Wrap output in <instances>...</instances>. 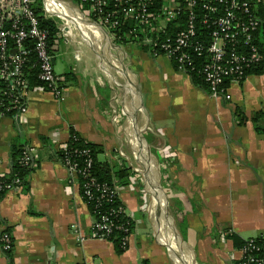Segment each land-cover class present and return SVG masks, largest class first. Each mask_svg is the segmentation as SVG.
Returning a JSON list of instances; mask_svg holds the SVG:
<instances>
[{
  "label": "crops",
  "instance_id": "obj_1",
  "mask_svg": "<svg viewBox=\"0 0 264 264\" xmlns=\"http://www.w3.org/2000/svg\"><path fill=\"white\" fill-rule=\"evenodd\" d=\"M77 15L60 18L54 69L66 53L55 72L72 76L60 98L31 89L19 120L0 117V175L9 172V146L20 132L37 162L29 192L16 187L0 201V232L8 227L13 238L12 261L0 250V264H236L241 253L230 235L264 238V130L253 121L264 112V70L230 85L227 103L246 118L238 125L224 100L194 86L167 57ZM71 128L104 148L100 160L125 162L149 182L154 168L170 187L167 208L164 191L149 189L163 218L142 206L138 192L120 189L135 219L122 253L92 236L78 180L54 157ZM159 144L178 159L162 161Z\"/></svg>",
  "mask_w": 264,
  "mask_h": 264
},
{
  "label": "built area",
  "instance_id": "obj_2",
  "mask_svg": "<svg viewBox=\"0 0 264 264\" xmlns=\"http://www.w3.org/2000/svg\"><path fill=\"white\" fill-rule=\"evenodd\" d=\"M76 5L84 19L108 29L115 39L121 38L142 48L151 45L152 56L167 57L181 72L186 73L187 68H193L195 58L204 56L205 62L199 71L212 98L229 101L231 83L242 82L247 76L246 70L263 58L251 36L260 20L251 14V4L247 0H77ZM38 9H42V5L37 0H0V79L8 82L5 88H0V93L11 96L7 105L0 103V117L10 110L17 111L16 117L23 112L29 91L28 69H36L37 79L44 84L33 89L45 91L46 87L56 99L64 91L65 87L59 83L63 77L56 74L53 63L60 28H56L52 40L49 31L41 25ZM127 23L131 28L117 36L116 31ZM197 25L208 30L207 40L203 37L196 41ZM241 46H247L248 50L240 51ZM66 147L67 142H64L58 148ZM163 147L160 153L164 162L177 158L174 149ZM62 166L71 178L78 180L80 176L83 179L81 198H85L86 204L93 198L91 189L99 193L98 201L119 198L120 189L97 183L91 175L89 157L83 168L68 160ZM128 179L127 188L139 192V200L144 203L140 194L144 190L136 187L142 183L139 171L131 167ZM112 212L130 215L122 203ZM112 226L107 216L102 215L98 221H93L92 236L106 239ZM124 231L128 232V229L124 228ZM130 235L122 239L123 246H128ZM1 239L4 248L10 247V235L2 234ZM245 241V246L239 249L241 264H264L263 258L247 254L259 250L255 238Z\"/></svg>",
  "mask_w": 264,
  "mask_h": 264
},
{
  "label": "trees",
  "instance_id": "obj_3",
  "mask_svg": "<svg viewBox=\"0 0 264 264\" xmlns=\"http://www.w3.org/2000/svg\"><path fill=\"white\" fill-rule=\"evenodd\" d=\"M77 3V0H73ZM251 4V14L260 20L257 28L252 31V42L256 46L257 52L260 53L263 58L258 62L254 67L247 69L246 74H261L264 70V4L260 0H247ZM39 2V1H38ZM41 4V2H39ZM39 13V17L41 19V25L45 27L49 31V37L53 40L56 32V25L52 20L46 19L43 16V12L41 9L37 11ZM131 28V25L127 23L123 25L119 30L116 31V35H121L124 31ZM198 32L196 36V41H200L201 39H206L208 37V30L203 29L200 25H197ZM140 38H138L139 40ZM119 41L126 42L127 40L118 39ZM137 41V39L135 40ZM145 51H147L150 55L153 54V47L151 45H143ZM239 48V47H238ZM245 48V52L248 50V47H240L241 51ZM205 62V57H197L193 62V68H187L186 73L190 81L194 86L199 88L200 90L209 93L207 88V84L203 79L199 68ZM174 67L176 65L172 62ZM177 69V68H176ZM27 72V81H28V89H33L34 86H44V84L37 79V70L36 69H28ZM71 73H67L63 76V81L59 82L60 86L66 85L69 79L72 78ZM8 82L0 79V88H5ZM45 91L47 88L45 87ZM225 101V104L230 108L231 112H233L234 119L238 125H241L245 121L244 113L237 107L232 106L227 103L228 101L224 98H220ZM11 100L10 94L2 95L0 93V103L7 105ZM2 109V108H1ZM17 111L10 110L4 112V116H8L11 118H16ZM253 121L256 123L255 129L258 132H262L264 130L263 124L261 121H264V112H257L253 118ZM82 151H87L86 154H80ZM104 148L101 145L95 144L86 140L81 134H79L73 128L70 129L69 138L67 140L66 149L57 148L54 150V157L58 159L61 164H64L66 160L71 163H78V168H83L86 162V159L89 157L91 159V166L89 168V172L96 179L97 183L106 184L111 188L121 189L126 188L129 184V175L131 172V167L127 163H123L122 166L115 163L112 158H106L100 160L99 155L103 154ZM26 158V160H24ZM9 172L5 175H0V201L3 199L5 194L9 191V189L22 187L24 192H29L30 183L29 178L31 173L35 169V165L37 162L35 158L30 153L29 145L22 134L20 132L16 138L12 140L9 146ZM18 181V182H16ZM83 179L78 177V185H79V193L82 196V189L80 187V183H82ZM93 192V198L87 200V208L90 211L94 220L98 221L102 215H106L108 220L113 223V226L110 228L109 233L106 235V239L110 241L116 250L117 253H122L127 246H123L122 239L124 237L129 236L132 233L135 227V219L127 214H120L116 212H112L116 209L122 202L120 198H112L111 200L101 199L97 200V196L99 193L95 189H91ZM85 202V198H82ZM0 222L2 219L0 218ZM182 227L181 231H185L184 222L181 221ZM118 226H122V228H118ZM124 228L128 229V232L124 231ZM2 234L10 235V247L4 248V241L1 239ZM230 239L233 241L234 247L238 249H242L246 241L237 237L236 235H230ZM255 244L259 246V250H252L251 252H247L248 255L254 257H260L264 259V239L263 237H256ZM12 248H13V238L10 234V229L7 227L0 232V250L9 260L12 261ZM242 261L237 262L236 264H241ZM255 264V263H251Z\"/></svg>",
  "mask_w": 264,
  "mask_h": 264
},
{
  "label": "rangeland",
  "instance_id": "obj_4",
  "mask_svg": "<svg viewBox=\"0 0 264 264\" xmlns=\"http://www.w3.org/2000/svg\"><path fill=\"white\" fill-rule=\"evenodd\" d=\"M39 2H41V5H42V12H43V16L44 18L46 19H49V20H52L53 22L55 21H59L58 22V25H59V28H62L64 26V18H62L60 15H57L59 13H56L54 10L51 9V12H52V15L47 11L46 9V6H45V2L44 0H37ZM60 1H63L65 3L66 6L70 7L72 6L73 8H75L76 6V2H74L73 0H60ZM70 5V6H69ZM50 8V7H49ZM59 17V18H58ZM60 18L64 19V20H61ZM68 21V20H66ZM72 22V20H71ZM62 24V25H61ZM67 54L65 53L63 56H61V54L56 57L57 59V63L55 64V71H60L61 67L64 66V57L66 58ZM163 146L165 145H162V144H159L156 148H157V155L160 154L161 156V153H160V150H162V148H164ZM160 159L162 160L163 158L160 157ZM178 159L175 158L173 161L170 160L169 163H174L176 160ZM153 161H155L154 163V166L156 165V168L159 169L158 167V164H157V157L156 155L153 157ZM164 161V160H162ZM141 175V185H137V189L139 190L140 188L142 190H144L143 193H140L142 195V198L144 201V203H142V205H146L145 207L148 208L149 210H151L152 212H154L157 216H160L159 218H163V215H164V212H165V208L163 209H160L158 214H157V211H156V208L159 207L158 205L155 207V206H152L153 204V196L152 194L150 193L149 189L150 188H155L156 186H159L165 193V206L167 208V206L169 205V202H170V199L172 197V193L171 191L169 190L170 187L166 185V181L163 179V177H161V175L158 174V172H155L154 171V168L151 169L150 173H149V178H150V182L148 181V178L145 179V177L143 178L142 174ZM143 194H146L145 196H143ZM138 195H139V192H138ZM145 199H144V198ZM139 199H140V196H139Z\"/></svg>",
  "mask_w": 264,
  "mask_h": 264
},
{
  "label": "bare ground",
  "instance_id": "obj_5",
  "mask_svg": "<svg viewBox=\"0 0 264 264\" xmlns=\"http://www.w3.org/2000/svg\"><path fill=\"white\" fill-rule=\"evenodd\" d=\"M44 2H45V6H46L47 11L51 15H52V13H51L50 9L54 10L56 13H59L64 17H66V19H68V20L74 19L75 16L77 15L76 12L74 11V9L66 6L63 1H60V0H44ZM48 7H50V9Z\"/></svg>",
  "mask_w": 264,
  "mask_h": 264
},
{
  "label": "water",
  "instance_id": "obj_6",
  "mask_svg": "<svg viewBox=\"0 0 264 264\" xmlns=\"http://www.w3.org/2000/svg\"><path fill=\"white\" fill-rule=\"evenodd\" d=\"M53 63H55V60H53ZM17 120H19V116H17ZM158 209V208H157Z\"/></svg>",
  "mask_w": 264,
  "mask_h": 264
}]
</instances>
